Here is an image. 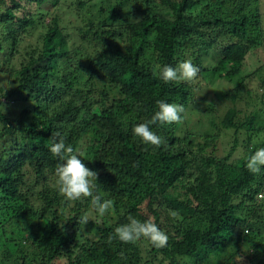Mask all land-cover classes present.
<instances>
[{"label":"trees","instance_id":"trees-1","mask_svg":"<svg viewBox=\"0 0 264 264\" xmlns=\"http://www.w3.org/2000/svg\"><path fill=\"white\" fill-rule=\"evenodd\" d=\"M30 1L34 11L18 17L0 0L1 44L10 48L0 45L7 52L0 67L7 62L3 73L14 84L0 88V264H222L209 255L222 258L245 244L251 249L231 251L223 264H264L253 244L264 231V168L254 175L245 166L264 147L255 141L264 132L261 113L254 109L241 120L236 107L226 112L218 128L234 130L235 140L225 156L214 150L222 130L195 134L190 121L193 112L215 113L213 106L195 108V80L233 84L217 97L236 101L254 78L245 68L264 51L259 0H74L63 3L79 19L72 29L61 0ZM35 29L42 43L28 44ZM185 59L200 68L194 81L154 76L157 65ZM157 100L182 104L187 127L151 126L164 140L159 148L132 133L158 110ZM15 101L23 108L17 115L5 110ZM242 131L246 150L233 162ZM54 133L98 174L94 193L113 201L101 223L90 198L66 201L54 187ZM129 215L156 223L167 246L109 242ZM84 217L88 222L79 223Z\"/></svg>","mask_w":264,"mask_h":264},{"label":"clouds","instance_id":"clouds-1","mask_svg":"<svg viewBox=\"0 0 264 264\" xmlns=\"http://www.w3.org/2000/svg\"><path fill=\"white\" fill-rule=\"evenodd\" d=\"M200 68L195 65L192 60L185 59L180 61L175 67L170 65H157L154 70V76L161 79L165 83L175 82H192L198 78ZM158 110L149 120L134 125L132 133L134 137H138L145 145L155 146L159 148L164 144L161 136L157 135L151 128L153 125H171L181 123L185 108L182 104L169 103L164 100L156 101ZM59 133H54L51 138L50 152L56 156L60 163L55 169L54 187L64 197L66 201H76L81 198H90L93 209L103 216L113 208V201L102 199L98 194L94 193L98 174L85 167L81 162L80 155L71 145H66L63 137L59 140ZM246 168L254 175L261 174L264 168V147L256 149L246 159ZM170 215L174 218L177 212L170 210ZM127 223L121 224L114 229V235L109 237L118 239L124 244H135L140 240L148 241L154 248L160 249L167 246L169 237L160 230L158 225L151 219L140 221L129 215ZM87 218H81L79 223L86 224ZM123 257V253L121 254Z\"/></svg>","mask_w":264,"mask_h":264},{"label":"rangeland","instance_id":"rangeland-1","mask_svg":"<svg viewBox=\"0 0 264 264\" xmlns=\"http://www.w3.org/2000/svg\"><path fill=\"white\" fill-rule=\"evenodd\" d=\"M21 3L22 8L21 9H17L14 8L13 4L10 3L9 0H7V6L8 8H12L13 11L17 14L16 16L18 17H24V14L34 11V2H31L30 0H17ZM74 2V0H61V4H60V12L66 16L67 14H71V16L67 17V19L65 20V24L68 25V27L70 29L73 28V25L76 24V22L79 21V19L77 20V14H75L76 12L72 9H68L66 7L63 6V3L68 5L71 2ZM259 6H260V10L261 13L264 14V0H259ZM6 7H1L3 12ZM75 13H73V12ZM0 12V13H1ZM50 20V17H46L44 20V23H47ZM16 21V20H15ZM14 21V22H15ZM70 24L72 26H70ZM3 32L4 30L1 28L0 29V45L3 42ZM34 38H28L26 40H24L25 42L29 43H34V44H38V41H41L39 44L42 43L41 40V31H38L37 29L34 30ZM25 44V43H24ZM4 47L8 48V44L3 45ZM263 47H264V43H263ZM10 49V48H8ZM7 52H4L3 54H1L0 51V59L3 60V58L6 57ZM3 56V57H2ZM15 59H18L19 56H15ZM261 68V69H260ZM9 71L8 69V65L7 62L6 64H3L0 67V88H13L14 84H13V79H10V77L7 75H5L3 72L7 73ZM246 72L249 73H254V78L252 79V77L248 78L246 80V82L244 83V87L243 89H238L239 90V96L236 101H232L230 98L229 99H222L220 100L217 97V94H220L221 92H225L226 90H230L233 88V84H229L227 81H223V80H216L214 81L213 84H211L210 79H208V81H204V80H199L200 78H198L197 80H195L193 82L194 84V98L195 101L197 102L196 105V109L198 110H205V109H209L211 106L214 107L215 109V113L213 117H205L203 115L200 114H196V112H193L190 114V116L192 118H190L191 124H192V131L195 134H203V133H214V131H218V130H222L221 132V136L219 138V140L217 141V147L215 148V146L213 145V143L210 146V149H214L216 154L218 156H225L229 150L232 148L233 144H234V140H235V131L234 130H227L226 128L223 129H219L221 128L220 122L221 120L224 118L226 112H228L229 109L236 107L238 110H241L242 112L239 113L238 118L241 120H245L247 116L251 115V111L256 109L261 113V116L258 119V123L263 125L264 127V106L262 103V98L264 95V51L263 50H257L256 52L253 53V55L251 57L248 58V63L247 66L245 68ZM241 91V92H240ZM250 92V94H249ZM6 111L11 110L13 111L16 115L23 110V108H21V105L19 103L12 102L10 103V107L5 108ZM210 121V122H209ZM211 121L212 122L211 124ZM200 123V124H197ZM179 124V123H178ZM197 124V125H196ZM215 124V128L214 125ZM180 127L183 128L184 127V132L186 131V123L185 121L182 120V122L180 123ZM219 127V128H218ZM3 127L0 123V131H2ZM244 131H242V133L239 135V140H240V144L241 146L238 148V150L234 153V156L232 157V161L235 162L237 159H239L242 154H244L246 148L243 146V140H245L246 135L243 133ZM205 140L204 137H199L197 138L196 142H201L203 143ZM255 141H257L260 144L264 143V132L260 133L257 137H255ZM107 214V213H106ZM105 214V215H106ZM105 215L100 216L98 215L97 220L99 221V223L102 222L103 218L106 217ZM96 218V214L93 215V220ZM43 225H46L45 222H43ZM245 235H248L250 233V230L248 228H245ZM254 245H256V251H260L262 250L264 252V231L262 233H260V235H258V233L256 232L255 234V239L253 242ZM243 249V250H248L251 249V246L248 245H243L240 246L238 250ZM236 248L229 250L227 253H225L224 255H222L223 257L221 258L219 255L217 254H211L209 255V258L212 260H216L219 259V263H224L223 261L228 257V255L231 254L232 252H239ZM232 264H236L235 262ZM238 264H242L241 261H238Z\"/></svg>","mask_w":264,"mask_h":264},{"label":"built area","instance_id":"built-area-1","mask_svg":"<svg viewBox=\"0 0 264 264\" xmlns=\"http://www.w3.org/2000/svg\"><path fill=\"white\" fill-rule=\"evenodd\" d=\"M262 196L260 195V198H261Z\"/></svg>","mask_w":264,"mask_h":264}]
</instances>
